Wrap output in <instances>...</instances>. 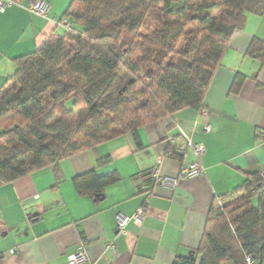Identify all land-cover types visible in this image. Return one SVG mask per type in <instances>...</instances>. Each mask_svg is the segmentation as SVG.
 Listing matches in <instances>:
<instances>
[{"label": "trees", "instance_id": "obj_1", "mask_svg": "<svg viewBox=\"0 0 264 264\" xmlns=\"http://www.w3.org/2000/svg\"><path fill=\"white\" fill-rule=\"evenodd\" d=\"M263 10L264 0H71L67 26L18 57L0 89V184L116 134L136 135L184 108L200 109L230 37L248 13ZM246 56L263 62L264 40L254 37ZM241 79L237 73L234 87ZM183 147L170 142L165 155L180 161ZM260 179L248 175L214 201L198 247L173 264H247L246 256L264 264ZM117 180L116 171L90 174L75 186L101 198Z\"/></svg>", "mask_w": 264, "mask_h": 264}, {"label": "crops", "instance_id": "obj_2", "mask_svg": "<svg viewBox=\"0 0 264 264\" xmlns=\"http://www.w3.org/2000/svg\"><path fill=\"white\" fill-rule=\"evenodd\" d=\"M31 1L8 0L0 11V89L15 73L18 57L60 30L55 21L71 2L43 0L52 7L44 18L29 11ZM254 37L264 40V10L248 13L230 37L200 109L184 108L139 127L136 135L116 134L94 149L0 184L1 263L68 264L82 240L83 264H173L196 249L214 201L248 175L264 174V139L258 137L264 133V61L246 56ZM237 73L242 79L234 87ZM184 135L205 147L200 176H180L194 160L191 149L180 161L165 155L171 141L184 146ZM154 168L176 184L150 176ZM112 171L118 180L101 198L90 188L77 191V177ZM141 207L143 220L117 233V216H132Z\"/></svg>", "mask_w": 264, "mask_h": 264}, {"label": "built area", "instance_id": "obj_3", "mask_svg": "<svg viewBox=\"0 0 264 264\" xmlns=\"http://www.w3.org/2000/svg\"><path fill=\"white\" fill-rule=\"evenodd\" d=\"M7 2L8 0H0V11L6 7ZM51 8H52L51 4L43 0H32L28 7L31 13L39 15L44 18H48ZM55 23L59 27L67 26V22L64 18L56 20ZM205 129L206 130L211 129L209 123L206 124ZM171 142L173 143L174 141ZM189 149L193 151L194 160L182 169L180 176L187 178L200 176L204 173V168L200 165V158L205 153V147L200 143L197 144L192 143L190 139L185 136V144L183 149L180 151L181 156L184 157ZM150 176H152L157 180H160L162 183H167L172 187L176 184V178L160 177L157 168H154L150 171ZM263 183H264V174H261V179L259 180L258 186H261ZM145 215H146V210L144 207L139 208L136 211V213H134L132 216L118 215L116 218L117 233H124L126 225L130 221L140 223ZM111 249L114 250V247L111 246ZM11 252L14 251L11 250ZM85 260H86L85 242L82 240L79 243V247L77 251L72 255L68 256V264H83ZM245 260L247 264L253 263L251 257L249 256H246Z\"/></svg>", "mask_w": 264, "mask_h": 264}, {"label": "rangeland", "instance_id": "obj_4", "mask_svg": "<svg viewBox=\"0 0 264 264\" xmlns=\"http://www.w3.org/2000/svg\"><path fill=\"white\" fill-rule=\"evenodd\" d=\"M252 200H253V204L256 205V197H254Z\"/></svg>", "mask_w": 264, "mask_h": 264}]
</instances>
